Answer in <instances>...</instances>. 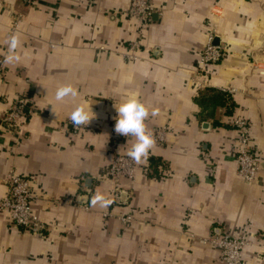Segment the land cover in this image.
I'll return each mask as SVG.
<instances>
[{
  "label": "crops",
  "instance_id": "obj_1",
  "mask_svg": "<svg viewBox=\"0 0 264 264\" xmlns=\"http://www.w3.org/2000/svg\"><path fill=\"white\" fill-rule=\"evenodd\" d=\"M151 3L140 18L132 0H0V198L12 174L30 180L47 226L31 233L1 213L0 264H224L206 242L223 233L264 264V0ZM210 43L222 57L204 63ZM67 84L79 94L57 100ZM132 94L155 143L117 203L107 173L136 141L115 132V105ZM18 98L33 112L14 132L1 119ZM82 103L95 115L75 129ZM244 151L253 181L238 174ZM97 193L111 202L93 204Z\"/></svg>",
  "mask_w": 264,
  "mask_h": 264
},
{
  "label": "built area",
  "instance_id": "obj_2",
  "mask_svg": "<svg viewBox=\"0 0 264 264\" xmlns=\"http://www.w3.org/2000/svg\"><path fill=\"white\" fill-rule=\"evenodd\" d=\"M23 1L26 4H33L37 0ZM153 11L151 0H132L129 14L132 17L148 18ZM221 57L222 53L219 47L210 43L203 52L202 61L204 63L216 62ZM4 73L5 60L0 55V77ZM32 112L33 110L29 109L26 99L18 98L1 119V122L7 129L18 132L22 123ZM75 129H79V127L75 125ZM159 138L163 139L161 135H159ZM237 162L239 165V176L247 181H253L259 170L255 157L249 151H244L239 154ZM136 167L137 162L135 160L123 155L116 156L115 161L111 164L107 175L116 183L115 200L117 203L121 202L119 193L120 180L132 178ZM30 184V180L12 174L8 182V192L3 198H0V214L8 213L14 227L31 233L43 234L47 230V226L34 211L33 203L35 198ZM206 242L215 246L221 252L224 264H246L244 251L248 245V240L245 237L223 233L220 236H210Z\"/></svg>",
  "mask_w": 264,
  "mask_h": 264
},
{
  "label": "clouds",
  "instance_id": "obj_3",
  "mask_svg": "<svg viewBox=\"0 0 264 264\" xmlns=\"http://www.w3.org/2000/svg\"><path fill=\"white\" fill-rule=\"evenodd\" d=\"M19 37L12 35L9 39V49L14 50L19 46ZM19 57L10 55L7 57L9 62L18 60ZM78 90L71 84L61 86L56 91V99L63 100L66 96H77ZM118 115L115 117V132L125 137H134L135 143L128 150V155L136 162H140L146 158L150 149L155 143V138L148 130L146 121L150 115L149 107L143 103L138 95L132 94L126 100L121 102L119 106L115 105ZM157 110L151 109V115H156ZM94 113L88 104L78 105L70 114V119L74 125L88 124L94 117ZM101 203L107 206L109 201L103 194L97 193L92 203Z\"/></svg>",
  "mask_w": 264,
  "mask_h": 264
}]
</instances>
